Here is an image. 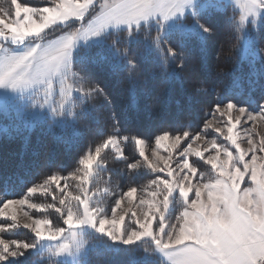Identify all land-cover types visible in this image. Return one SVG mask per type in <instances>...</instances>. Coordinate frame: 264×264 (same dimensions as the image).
I'll return each mask as SVG.
<instances>
[{
	"label": "snow or ice",
	"instance_id": "6c2138e0",
	"mask_svg": "<svg viewBox=\"0 0 264 264\" xmlns=\"http://www.w3.org/2000/svg\"><path fill=\"white\" fill-rule=\"evenodd\" d=\"M236 3L240 11L238 18L234 15L226 20L229 30L238 38L247 37L253 26L264 33V0ZM227 6V0H51V6L37 8L27 0H0V89L17 93L20 100L32 99L29 110L47 107L52 119L61 126L75 124L79 116L88 115V106L100 96L110 106L111 100L96 83L95 73L89 67V62L100 64L109 57L103 53L95 57L91 52L81 54L82 48L90 47L89 42L114 54L130 79L140 80L143 65L150 62L162 66L166 81L175 77L182 86L192 85L199 79L198 66L186 54L183 40L176 39L174 34H192L206 48L216 34L213 15ZM69 21L79 22L80 27H71L48 39L47 29ZM29 38L32 46L24 50H10L6 46V42L22 44ZM141 43L147 55L134 54L130 47ZM244 50L247 52L248 48ZM259 52L264 54V49ZM153 53L149 61L148 56ZM74 64L78 71L73 70ZM54 78L60 82L59 104L52 98ZM44 84L47 88L43 99H35L41 90L39 86ZM194 91L207 89L201 85ZM74 93L78 95L73 97ZM73 99L78 103H73ZM3 102L6 107L9 98L5 96ZM176 104L179 106L180 101L176 100ZM211 107L208 115L212 118L205 120L203 127L214 129L230 145L211 139L200 150L193 145L206 138L202 132L175 128H156L151 135L132 134L122 129L113 113L111 134L90 148L79 160L82 167L71 174L81 182L78 194L70 190L68 177L57 173L29 187L22 199L0 200V217L11 220L0 224V233L24 228L33 234L27 240L0 236V264L25 256L26 252L29 256L75 257L86 246L87 241L81 237L88 229L107 238L100 246L143 242L149 246L145 252L155 257L153 264H264V137L256 139L257 124H264V93L259 100L249 98L243 102L225 94L213 101ZM219 118H225V127L216 126L214 121L219 123ZM242 122H251V128H244L247 148L241 147L234 132ZM153 139L156 147L150 158L147 149ZM168 141L171 143L166 144ZM182 141L185 146L181 148ZM128 142L138 146L141 158L127 163L130 179L141 169L166 176L152 179L148 195L140 198L138 204L134 203L138 188L132 183L126 191H120L110 208L100 200L94 203L95 192L89 195L87 187L93 168L104 167L102 153L106 149L126 159L123 145ZM161 147L168 149L167 156L160 155ZM177 148L182 159L173 168L172 150ZM209 148L212 152L205 156ZM201 162L210 166L209 173L200 171ZM246 177L250 182L242 187ZM99 191L97 188L96 192ZM38 193L50 196L51 202H33L32 197ZM103 193H110V189L105 188ZM176 199L182 202V209L171 222L165 213ZM125 202L126 209L122 208ZM25 205L44 215L29 217L30 223L20 224L14 206ZM141 206L143 214L138 215L135 209ZM49 212L59 222L54 223ZM45 241L57 243L42 244ZM76 264L87 262L77 260Z\"/></svg>",
	"mask_w": 264,
	"mask_h": 264
},
{
	"label": "trees",
	"instance_id": "16d2710c",
	"mask_svg": "<svg viewBox=\"0 0 264 264\" xmlns=\"http://www.w3.org/2000/svg\"><path fill=\"white\" fill-rule=\"evenodd\" d=\"M227 3L226 10H218L213 15L216 34L206 48H202L198 38L192 34H174L176 39L183 40L186 54L198 66L199 79L192 85L182 86V82L175 77L166 81L162 66L150 62L143 65L140 80L130 79L128 72L119 67L118 58L114 54L90 43V47L81 49V54L91 52L95 57L103 53L109 57L100 64L89 62V67L95 73L96 83L111 100L110 106L100 96L88 106V115L79 116L75 124L63 126L50 117L30 124L14 111L0 110V200L24 197L29 187L42 183L52 174L72 178L71 174L81 167L79 160L90 148L111 134L113 113L122 129H128L132 134L138 132L151 135L156 128H175L193 133L204 130V122L210 119L208 113L217 98L227 94L240 102L249 98L259 100L264 93V54L259 52V49H264V33L253 26L247 37L238 38L229 30L226 20L234 15L238 18L239 11L232 2ZM74 25L61 28L68 30L80 27V24ZM119 35L123 36L124 33ZM130 47L134 54L147 55L143 43L132 44ZM245 47L248 48L247 52ZM153 55L148 56L149 61ZM73 70L78 71L77 64L73 65ZM201 85L207 91L195 92L194 88ZM76 95L74 93L73 97ZM176 100L180 101L179 106ZM72 102L78 103L74 99ZM123 149L126 159L116 156L110 149L104 150V167L97 169L98 174L95 176L93 173L89 178L91 189L92 181L101 176L108 177L113 192L112 198L108 199L109 208L118 193L117 188L130 183L138 185L145 175L140 170L130 179L127 163L136 160L138 149L134 142L123 145ZM68 183L73 191L74 178L68 180ZM54 192L59 195L55 189ZM32 199L36 203L51 202L50 196L45 197L39 193ZM48 214L54 223L59 222L55 214ZM7 234L19 240L30 239L33 235L24 228ZM85 239L87 249L79 261H86L87 264H153L155 259L154 256H148L147 259L142 257V249L148 246L142 242L132 246H100L107 238L91 232H85ZM40 261L43 264H70L61 258H49L44 254L29 256L27 252L25 256L10 258L6 264H39Z\"/></svg>",
	"mask_w": 264,
	"mask_h": 264
},
{
	"label": "rangeland",
	"instance_id": "374dc122",
	"mask_svg": "<svg viewBox=\"0 0 264 264\" xmlns=\"http://www.w3.org/2000/svg\"><path fill=\"white\" fill-rule=\"evenodd\" d=\"M232 2L234 3L233 5L238 9V11H240L238 4L236 3V0H227V2ZM27 2L29 3L30 6L33 7H37V8H42L45 6H51V0H27ZM77 24H79V22H77L74 26H76ZM64 25H68L71 26L73 25L72 21L67 22V24H58V25H54L52 28L47 29L46 30V36L48 37V39H54L56 36L61 35L63 32H66L68 30H62L61 27H63ZM60 26V27H59ZM61 28V29H60ZM75 28H79V27H75ZM91 42H89L90 44ZM6 46L10 49V50H24L30 46H32V38H29V40H26L24 43L22 44H16V43H12L11 41L6 42ZM52 98L57 102V104H59V102L61 101V97L59 95V89H60V82H59V78H54L52 80ZM41 88L40 92L36 95L35 99H43L44 96V89L47 88V84L41 85L39 86ZM7 96L9 98V102L7 104V106L5 107L4 102H3V98ZM74 96V94H73ZM31 103H33L32 99H25V100H20L19 99V95L17 93H13L11 91H7L4 89H0V110L9 112V111H14L15 114H17L20 117H23L25 119L26 122H29L30 124H34L35 122L38 121H42L48 117L52 118L51 112L47 107L44 108H35V109H30L29 110V106L31 105ZM69 105H66V107H68ZM212 117H210L211 119ZM225 118H219V123H216L214 121V123L216 124V126L218 127H225L223 120ZM251 128V122H249L248 124H242L241 125H237L236 128L234 129V132L237 134V140L238 142L241 144V147L243 148H247V134L244 131V128ZM256 131L258 133V135L256 136V139L259 140L261 137H264V124H257L256 126ZM202 133L205 135V139L198 141L196 144L193 145V147H198L200 150H203L205 148V146L207 145V141L211 140V139H216L218 143H224V144H229L230 142L224 140V137L221 136L220 134L216 133L214 131V129H207V130H203ZM166 144H170L171 141L165 142ZM184 142H181V148L184 147ZM156 147L155 142H150L148 145V149H147V154L149 155L150 158H153L151 156V150L154 149ZM234 147V146H233ZM138 149V157L136 158V160H134L133 162H136L137 160H140L141 158L139 157V148L137 146ZM179 151L180 148L174 149L172 150V161H170V165L173 168H176L177 166V162L180 161L182 158L179 156ZM110 152L114 153V151H112L110 149ZM212 152V150L209 148V151L205 152V156L209 155V153ZM159 153L161 156H167L168 155V149L166 147H161L159 149ZM115 154V153H114ZM214 154V153H212ZM250 155V154H249ZM190 160L192 159H196L195 157H189ZM203 164V162H201ZM82 167V166H81ZM80 167V168H81ZM141 171H143V177L141 180V183L138 185H134L137 186L138 191H137V199L134 203L138 204L139 203V199L142 197H145L148 195V191L150 190V181L154 178H156L158 175L161 177H165L166 173H155V172H151L148 171L147 169H141ZM200 171L204 172V173H209L211 171V168L209 165L203 164V166L200 168ZM93 173L96 176L97 173V169L94 167L93 168ZM92 177V176H91ZM90 178V177H89ZM72 178L68 177V180H71ZM95 179V177L93 178V180ZM90 182H88L87 187H88V192L89 195H92L95 192V195L92 196L93 202H96L97 200H100L103 204L104 207L109 208L108 206V202L109 200L112 198V190L111 187L109 186V181H108V177L102 178V176L100 178H98L95 181H92V185H91V189H90ZM250 181L248 180V178H245V184L242 185V187L246 186ZM80 180L79 179H74V183H73V193L74 194H78L81 190L80 188ZM128 185L122 187V188H117V195L114 197V199L119 195L120 191H126L127 190ZM143 187V191H141V188ZM99 188L100 191L96 192V189ZM105 188L110 189V193L108 194H104L103 190ZM27 195V194H26ZM25 195V196H26ZM21 198H17V200L22 199ZM190 198H191V194H190ZM109 199V200H108ZM112 199V201L114 200ZM33 200V199H32ZM112 201H111V205H112ZM34 202V200H33ZM15 210L17 212V218H18V222L20 224H24V223H30L31 222V218H37L42 216L41 214H39V212H37L36 210L30 209L28 206H14ZM128 207L127 202H125L124 205H122V208L126 209ZM182 209V202L179 199H176L175 201H173V203L169 206L168 212L165 213L166 217L168 218L169 221L174 222V218L176 215L179 214V211ZM11 211V210H10ZM135 211L138 213V215H142L143 214V207H137L135 209ZM25 213H27L28 215H25ZM119 211H118V215H119ZM11 223V220L5 217H0V224H8ZM129 223V221L127 220L126 217V224ZM16 230V229H15ZM29 230V229H28ZM12 231H5L0 233V236H2L4 239H9V240H19V239H15V238H10V234L8 235L7 232L12 233ZM30 231V230H29ZM88 234L91 233H95L93 232L91 229H88L86 231ZM65 235H67V233H65ZM26 239V238H25ZM82 240H85V232L81 237ZM47 243H57V242H49V241H45L42 242V244H47ZM143 244V242H142ZM143 246V245H142ZM144 247V246H143ZM149 246H146V248H148ZM142 249L143 255L142 257L147 259L148 256L151 257L153 256L150 252H145V249ZM85 249H87V243L85 248L82 250L81 253L77 254L75 257L73 255H62L60 257H56V258H61L63 260L68 261L70 264H76L77 260H80L81 256L84 254ZM149 253V254H147ZM139 254V253H138ZM137 256V254H134Z\"/></svg>",
	"mask_w": 264,
	"mask_h": 264
},
{
	"label": "crops",
	"instance_id": "0c3cea01",
	"mask_svg": "<svg viewBox=\"0 0 264 264\" xmlns=\"http://www.w3.org/2000/svg\"><path fill=\"white\" fill-rule=\"evenodd\" d=\"M230 2V1H229ZM234 4V3H233Z\"/></svg>",
	"mask_w": 264,
	"mask_h": 264
}]
</instances>
